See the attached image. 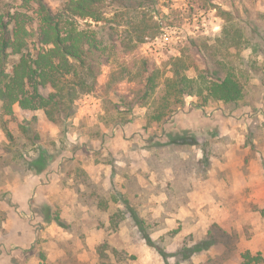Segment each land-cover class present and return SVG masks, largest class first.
<instances>
[{
    "label": "rangeland",
    "instance_id": "374dc122",
    "mask_svg": "<svg viewBox=\"0 0 264 264\" xmlns=\"http://www.w3.org/2000/svg\"><path fill=\"white\" fill-rule=\"evenodd\" d=\"M47 1L55 10L62 3ZM217 8L264 31L261 0H158L159 30L137 54L162 65L189 38H215ZM208 53L198 64L215 71ZM240 56L257 61L242 67L243 102L200 108L188 97L164 124L102 88L81 96L60 127L43 111H0V264H243L247 252L264 259V56ZM111 69L102 66L100 85ZM120 87L126 94L128 85ZM34 116L25 136L21 124ZM56 214L62 226L47 220ZM102 246L109 258L101 260Z\"/></svg>",
    "mask_w": 264,
    "mask_h": 264
},
{
    "label": "trees",
    "instance_id": "16d2710c",
    "mask_svg": "<svg viewBox=\"0 0 264 264\" xmlns=\"http://www.w3.org/2000/svg\"><path fill=\"white\" fill-rule=\"evenodd\" d=\"M55 1L62 2L57 10L47 0H0V111L5 116H13L14 107L24 114L43 111L49 122L60 127L75 113L81 96L102 88L119 96L122 106L146 108L150 121L164 124L188 97H195L200 108L243 102L242 78L251 64V69L256 68L257 61H245L240 53L251 49L264 56V31L250 17L239 20L234 10L217 8L222 23L215 38H202L201 43L189 38L178 56L158 65L137 54L145 39L159 30L153 19L158 0ZM86 20L98 27L82 28L79 21ZM256 38L262 43L258 45ZM205 53L215 58V71L199 66L198 57ZM105 64L112 69L100 85ZM124 84L127 93L120 94ZM35 122L34 116L21 124L25 136L34 132ZM37 138L33 135L29 140ZM27 166L32 165L27 162ZM122 202L140 220L129 202ZM47 220L62 226L57 214ZM100 248L101 260L109 258L106 246ZM242 259L243 264H264L260 255L248 252Z\"/></svg>",
    "mask_w": 264,
    "mask_h": 264
},
{
    "label": "built area",
    "instance_id": "2783aa9c",
    "mask_svg": "<svg viewBox=\"0 0 264 264\" xmlns=\"http://www.w3.org/2000/svg\"><path fill=\"white\" fill-rule=\"evenodd\" d=\"M163 36H164V38H167V34H164Z\"/></svg>",
    "mask_w": 264,
    "mask_h": 264
}]
</instances>
